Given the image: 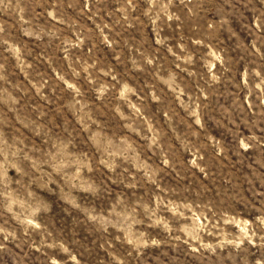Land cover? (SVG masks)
Masks as SVG:
<instances>
[{"label":"rangeland","instance_id":"1","mask_svg":"<svg viewBox=\"0 0 264 264\" xmlns=\"http://www.w3.org/2000/svg\"><path fill=\"white\" fill-rule=\"evenodd\" d=\"M0 264H264V0H0Z\"/></svg>","mask_w":264,"mask_h":264}]
</instances>
